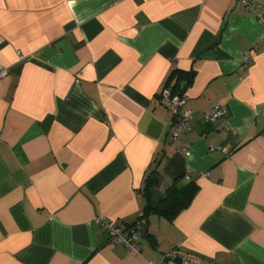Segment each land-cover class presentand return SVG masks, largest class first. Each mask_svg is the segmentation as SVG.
Instances as JSON below:
<instances>
[{
	"label": "crops",
	"instance_id": "0c3cea01",
	"mask_svg": "<svg viewBox=\"0 0 264 264\" xmlns=\"http://www.w3.org/2000/svg\"><path fill=\"white\" fill-rule=\"evenodd\" d=\"M173 69L192 76L175 86ZM0 71V264H148L176 243L264 264V37L237 0H0ZM182 83L191 129L171 142L157 93ZM154 168L156 197L197 187L172 219L140 218Z\"/></svg>",
	"mask_w": 264,
	"mask_h": 264
},
{
	"label": "built area",
	"instance_id": "2783aa9c",
	"mask_svg": "<svg viewBox=\"0 0 264 264\" xmlns=\"http://www.w3.org/2000/svg\"><path fill=\"white\" fill-rule=\"evenodd\" d=\"M237 4L252 14L262 27V37H264V0H237ZM250 52L242 54L243 63L250 60ZM4 71H0V76ZM158 101L167 107L172 114L170 140L175 142L178 137L191 129L192 110L184 109L187 100L185 93L173 92L167 87H163L157 93ZM225 115V108L220 101L214 102L207 110L202 112V119L205 122H214ZM179 151L185 156L190 154L186 146L180 147ZM95 221L99 223L107 234L108 243L122 244L128 250L140 254V246L136 241V235L131 227L115 224L108 218L98 217ZM180 244L165 252L163 258L158 262L149 261L148 264H201L200 260L190 254H180Z\"/></svg>",
	"mask_w": 264,
	"mask_h": 264
},
{
	"label": "trees",
	"instance_id": "16d2710c",
	"mask_svg": "<svg viewBox=\"0 0 264 264\" xmlns=\"http://www.w3.org/2000/svg\"><path fill=\"white\" fill-rule=\"evenodd\" d=\"M172 76H176V86L182 79L185 81L189 80L192 76V72H182L173 69L170 72L169 77ZM158 184L159 181L154 168L144 179L142 195L145 199V203L140 218H145L148 214L155 212L168 219H172L190 204L192 197L197 190V187L192 183H188L183 186L173 185L168 187L165 193L156 197L154 196L153 188Z\"/></svg>",
	"mask_w": 264,
	"mask_h": 264
},
{
	"label": "water",
	"instance_id": "95a60500",
	"mask_svg": "<svg viewBox=\"0 0 264 264\" xmlns=\"http://www.w3.org/2000/svg\"><path fill=\"white\" fill-rule=\"evenodd\" d=\"M183 87H184V84L182 83V85L180 86L179 90H178V93H181L183 91ZM138 229H139V232L140 234L143 236V237H146V231H147V223L145 222H140L138 224Z\"/></svg>",
	"mask_w": 264,
	"mask_h": 264
}]
</instances>
